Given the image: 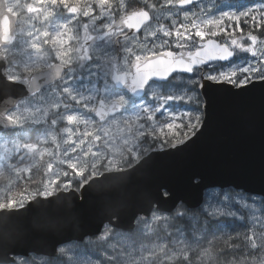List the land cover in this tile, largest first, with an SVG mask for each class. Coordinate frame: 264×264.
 Wrapping results in <instances>:
<instances>
[{
  "label": "snow or ice",
  "instance_id": "1",
  "mask_svg": "<svg viewBox=\"0 0 264 264\" xmlns=\"http://www.w3.org/2000/svg\"><path fill=\"white\" fill-rule=\"evenodd\" d=\"M0 20V224L194 143L213 86L264 88V0H0ZM170 196L0 264H264V195Z\"/></svg>",
  "mask_w": 264,
  "mask_h": 264
},
{
  "label": "water",
  "instance_id": "2",
  "mask_svg": "<svg viewBox=\"0 0 264 264\" xmlns=\"http://www.w3.org/2000/svg\"><path fill=\"white\" fill-rule=\"evenodd\" d=\"M15 23L16 18H10L14 30ZM210 95L205 126L194 143L189 141L183 150L152 153L130 171L128 179L88 194L82 190L76 199L43 208L33 207V201L28 205L33 211L17 221L0 224V259L5 251L11 254L29 248L42 254L68 236L80 243L85 232L99 226L108 206L147 209L155 206L151 201L165 189L171 193L170 201L174 198L177 203L201 205L207 191L221 186L264 195V88L257 86L236 94L231 86H213ZM193 177L199 179L198 186L192 184Z\"/></svg>",
  "mask_w": 264,
  "mask_h": 264
},
{
  "label": "rangeland",
  "instance_id": "3",
  "mask_svg": "<svg viewBox=\"0 0 264 264\" xmlns=\"http://www.w3.org/2000/svg\"><path fill=\"white\" fill-rule=\"evenodd\" d=\"M22 2H30V0H22ZM209 2H210V0H209ZM250 2H251V3H258L259 0H257V1L250 0ZM0 183H3V182L0 181ZM21 186H23V185L21 184ZM37 186H38V185L33 184V185H31L30 187H31V188H35V187H37ZM209 192H210V191H209ZM209 192H208V193H209ZM93 239H95V238H93ZM88 257H90V258L93 259V260H96L97 258L103 259L102 256H99V257H98V253H97L96 251L91 250V249L88 250V253H87V257H86V258H88Z\"/></svg>",
  "mask_w": 264,
  "mask_h": 264
},
{
  "label": "trees",
  "instance_id": "4",
  "mask_svg": "<svg viewBox=\"0 0 264 264\" xmlns=\"http://www.w3.org/2000/svg\"><path fill=\"white\" fill-rule=\"evenodd\" d=\"M193 211H198V210H193ZM219 243V241H217V244Z\"/></svg>",
  "mask_w": 264,
  "mask_h": 264
},
{
  "label": "flooded vegetation",
  "instance_id": "5",
  "mask_svg": "<svg viewBox=\"0 0 264 264\" xmlns=\"http://www.w3.org/2000/svg\"><path fill=\"white\" fill-rule=\"evenodd\" d=\"M254 1H257V0H254ZM16 27H17V25H16Z\"/></svg>",
  "mask_w": 264,
  "mask_h": 264
}]
</instances>
